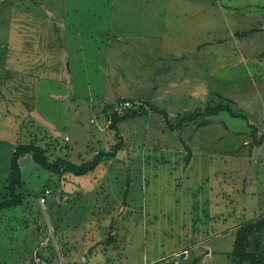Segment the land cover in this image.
Masks as SVG:
<instances>
[{"label": "rangeland", "instance_id": "obj_1", "mask_svg": "<svg viewBox=\"0 0 264 264\" xmlns=\"http://www.w3.org/2000/svg\"><path fill=\"white\" fill-rule=\"evenodd\" d=\"M221 98L264 131V0H0V201L20 143L80 163L122 140L84 176L20 158L0 264H228V226L264 212V142L249 154L226 111L170 131L148 110L119 139L108 111L146 103L174 124Z\"/></svg>", "mask_w": 264, "mask_h": 264}, {"label": "trees", "instance_id": "obj_2", "mask_svg": "<svg viewBox=\"0 0 264 264\" xmlns=\"http://www.w3.org/2000/svg\"><path fill=\"white\" fill-rule=\"evenodd\" d=\"M258 30V28H253L250 30L237 32V34L238 36L245 37ZM222 100L223 99L221 98V101L216 104L207 103L204 107H197L193 110L185 111L183 114L177 116L174 124L170 119H168L167 111L163 109H158L152 105H148V107H146V103H139V105L135 107L134 102L130 103L128 100H124L128 101L130 106L126 108L122 114L113 111L114 106L108 107V111L111 113V123L109 127L110 129L115 130V134L120 139L121 135L118 132L117 124L129 117L142 116L146 114L148 110L159 113L165 121L166 128H168L170 131L179 129L181 130L184 126H190L191 124H195L197 127H202L210 122V118L212 116H217L220 111H226L233 117H241L246 120V126L251 130V141L249 145L250 154L252 148H257L263 144L264 131L258 136V127L255 126L256 124L251 123L247 119V116L244 112L234 111V101L230 98H227L226 103H222ZM184 147L186 149L187 155L190 156L192 153L191 148L186 144H184ZM121 148L122 140L120 139V141L113 145L110 151H99L89 160H85L80 163H74L61 158L50 160L45 152L46 150L39 146L36 142L30 141L29 143L18 144L13 151L9 165V177L7 178L9 197L0 201V210L13 208L21 204L22 200L20 195L16 193V188L20 186L22 181V170L20 165V158L22 156L26 154L31 155V158L36 164L55 174H63L65 172L74 176H84L95 170V168L103 159L115 157ZM194 209H196V207ZM233 212L234 211L230 213L228 211V213L231 215ZM220 214L221 215H219V217H221H217V220H215L214 223H218V221H223L225 219L224 214ZM197 222L198 220L193 221L191 230L194 233L195 229H198ZM228 227L229 230L235 231L232 241V248L228 254V264H264V244L261 242V238L264 237V212L255 217L246 219L243 215L241 220ZM211 235H215V232L211 233ZM256 236H258V238H256ZM209 237L210 234L207 236V238ZM208 240L209 239H207V241ZM200 260V257H195L189 264H199Z\"/></svg>", "mask_w": 264, "mask_h": 264}, {"label": "built area", "instance_id": "obj_3", "mask_svg": "<svg viewBox=\"0 0 264 264\" xmlns=\"http://www.w3.org/2000/svg\"><path fill=\"white\" fill-rule=\"evenodd\" d=\"M130 106L128 101H122L118 105L113 107V111H116L119 114H122L126 108ZM41 264H48L47 262H42Z\"/></svg>", "mask_w": 264, "mask_h": 264}, {"label": "bare ground", "instance_id": "obj_4", "mask_svg": "<svg viewBox=\"0 0 264 264\" xmlns=\"http://www.w3.org/2000/svg\"><path fill=\"white\" fill-rule=\"evenodd\" d=\"M110 110V109H109Z\"/></svg>", "mask_w": 264, "mask_h": 264}]
</instances>
